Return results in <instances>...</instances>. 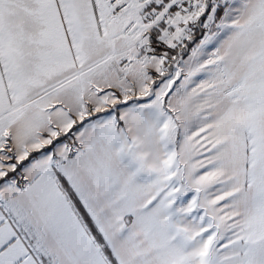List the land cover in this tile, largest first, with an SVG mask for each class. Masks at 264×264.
Segmentation results:
<instances>
[{
  "label": "snow or ice",
  "instance_id": "snow-or-ice-1",
  "mask_svg": "<svg viewBox=\"0 0 264 264\" xmlns=\"http://www.w3.org/2000/svg\"><path fill=\"white\" fill-rule=\"evenodd\" d=\"M0 264H264V0H0Z\"/></svg>",
  "mask_w": 264,
  "mask_h": 264
}]
</instances>
